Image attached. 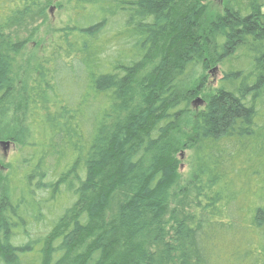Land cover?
Listing matches in <instances>:
<instances>
[{
    "label": "trees",
    "instance_id": "16d2710c",
    "mask_svg": "<svg viewBox=\"0 0 264 264\" xmlns=\"http://www.w3.org/2000/svg\"><path fill=\"white\" fill-rule=\"evenodd\" d=\"M51 2L0 0V119L20 145L0 264H264V0L208 24L203 0H61L23 67L17 33ZM204 60L225 66L209 94L189 81Z\"/></svg>",
    "mask_w": 264,
    "mask_h": 264
},
{
    "label": "rangeland",
    "instance_id": "374dc122",
    "mask_svg": "<svg viewBox=\"0 0 264 264\" xmlns=\"http://www.w3.org/2000/svg\"><path fill=\"white\" fill-rule=\"evenodd\" d=\"M61 0H53L50 7L47 9V13L44 16H34L29 22L19 29L17 37L26 40L27 45L23 50L20 57V62L23 67H26L35 63V59L42 56L43 52L46 50L49 42L54 36V28L61 25L62 20L65 18L64 10H61L59 2ZM208 6V12L205 17V24H208L217 14L222 13L225 6L229 0H203ZM204 60L198 67L194 70L195 72L189 78L190 86H192L200 76L207 74L208 78L206 84L204 85L207 94L215 91L219 85L220 79L223 77V72L225 66L222 63H212L210 64L207 72L204 70ZM201 99L204 104L203 95H199L197 99ZM203 104H199L202 105ZM202 106H196V108H202ZM16 114L10 111L6 113L0 119V187L3 183V176L6 174L7 165L10 161L17 159L19 155L20 145L12 142L10 140V135L17 129ZM188 131L187 128L184 129ZM2 142H9L7 145H2ZM181 165L179 169V182L177 184V189L180 188L185 181L188 179L191 171V151L186 150L179 156ZM34 234V230H32Z\"/></svg>",
    "mask_w": 264,
    "mask_h": 264
},
{
    "label": "water",
    "instance_id": "95a60500",
    "mask_svg": "<svg viewBox=\"0 0 264 264\" xmlns=\"http://www.w3.org/2000/svg\"><path fill=\"white\" fill-rule=\"evenodd\" d=\"M194 104H196V105H199V104H203V102H202V100L201 99H198V100H195L194 101ZM9 142H2L1 144L2 145H7Z\"/></svg>",
    "mask_w": 264,
    "mask_h": 264
}]
</instances>
